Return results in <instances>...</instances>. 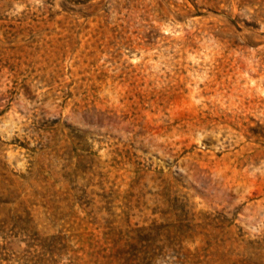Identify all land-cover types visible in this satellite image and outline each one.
<instances>
[{
    "label": "rangeland",
    "instance_id": "1",
    "mask_svg": "<svg viewBox=\"0 0 264 264\" xmlns=\"http://www.w3.org/2000/svg\"><path fill=\"white\" fill-rule=\"evenodd\" d=\"M0 264H264V0H0Z\"/></svg>",
    "mask_w": 264,
    "mask_h": 264
}]
</instances>
